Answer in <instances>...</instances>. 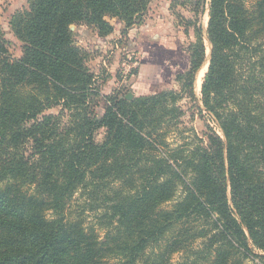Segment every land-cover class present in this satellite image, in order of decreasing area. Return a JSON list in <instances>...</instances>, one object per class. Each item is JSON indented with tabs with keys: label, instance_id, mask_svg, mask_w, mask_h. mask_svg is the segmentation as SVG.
I'll use <instances>...</instances> for the list:
<instances>
[{
	"label": "trees",
	"instance_id": "obj_1",
	"mask_svg": "<svg viewBox=\"0 0 264 264\" xmlns=\"http://www.w3.org/2000/svg\"><path fill=\"white\" fill-rule=\"evenodd\" d=\"M207 1L182 3L198 23L180 92L132 100L95 86L71 26L126 36L150 0H29L20 58L0 23V264H264V0ZM206 38L198 109L221 135L172 149Z\"/></svg>",
	"mask_w": 264,
	"mask_h": 264
},
{
	"label": "rangeland",
	"instance_id": "obj_2",
	"mask_svg": "<svg viewBox=\"0 0 264 264\" xmlns=\"http://www.w3.org/2000/svg\"><path fill=\"white\" fill-rule=\"evenodd\" d=\"M243 1L248 8H253V0ZM182 3L183 0H150L148 10L142 20L137 21L126 36L121 30L115 28L111 38H108L109 35L98 40L96 33L85 25L71 26L75 45L86 52L87 64L95 77V86L100 88L103 94L107 92L115 93L116 96L130 94L133 96L132 99H136L160 90L180 92L177 77L188 70L189 46L195 41V24L188 26V22L198 23L192 11L193 8ZM8 4L9 0L2 4L0 23L9 43L10 55L13 58H20L22 44L14 35L10 22L15 15L28 9L29 0H17L15 11H10ZM200 20L205 35L208 15L205 14ZM205 45L206 61L200 69L203 68L204 72L201 88L211 56V45L207 38ZM146 49L154 50L144 53ZM196 82L197 76L195 81L196 102L183 98L177 103L184 114L180 124L168 131L167 143L172 149L191 143L196 136L202 138L207 126L213 127L221 135L218 125L207 115L208 112L203 110V114L199 113L198 108H204L201 102V88L200 91L196 90ZM104 133V131L98 132L97 140L101 141ZM181 197L180 192L176 199L179 200ZM83 203V198H77L71 205L70 215L78 217L77 213ZM172 204L168 205V208ZM82 217L86 225L96 223L95 215L92 213L86 212ZM181 262L180 255L173 257L172 264Z\"/></svg>",
	"mask_w": 264,
	"mask_h": 264
},
{
	"label": "crops",
	"instance_id": "obj_3",
	"mask_svg": "<svg viewBox=\"0 0 264 264\" xmlns=\"http://www.w3.org/2000/svg\"><path fill=\"white\" fill-rule=\"evenodd\" d=\"M6 0H0V13H1V11H2V4L5 2ZM9 6H8V9L10 10V11H15L16 9H17V0H9V4H8ZM108 38H111V35H110V37H108ZM108 38H106V39H108ZM100 38H98V40H99ZM103 40H105V39H103Z\"/></svg>",
	"mask_w": 264,
	"mask_h": 264
},
{
	"label": "bare ground",
	"instance_id": "obj_4",
	"mask_svg": "<svg viewBox=\"0 0 264 264\" xmlns=\"http://www.w3.org/2000/svg\"><path fill=\"white\" fill-rule=\"evenodd\" d=\"M204 66V65H203ZM203 68L202 70H200V72H198L197 74V82H196V90L200 91L201 88V82H202V77H203Z\"/></svg>",
	"mask_w": 264,
	"mask_h": 264
},
{
	"label": "water",
	"instance_id": "obj_5",
	"mask_svg": "<svg viewBox=\"0 0 264 264\" xmlns=\"http://www.w3.org/2000/svg\"><path fill=\"white\" fill-rule=\"evenodd\" d=\"M132 97H133V96L129 94L127 98H128V99H132Z\"/></svg>",
	"mask_w": 264,
	"mask_h": 264
}]
</instances>
